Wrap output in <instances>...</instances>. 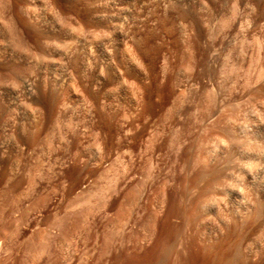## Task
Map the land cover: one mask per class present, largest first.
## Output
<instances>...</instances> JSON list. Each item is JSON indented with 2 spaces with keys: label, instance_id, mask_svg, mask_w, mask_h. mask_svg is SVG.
<instances>
[{
  "label": "rangeland",
  "instance_id": "374dc122",
  "mask_svg": "<svg viewBox=\"0 0 264 264\" xmlns=\"http://www.w3.org/2000/svg\"><path fill=\"white\" fill-rule=\"evenodd\" d=\"M91 1L0 0V264H98L99 248L85 241L110 231L111 202L135 218L148 205L156 237L173 207L183 238L215 228L221 245L243 243L248 263L264 264L253 248L264 218H230L264 188V0H101L103 21ZM67 46L74 65L63 60ZM23 75H34L35 95L24 92ZM107 249L110 264L115 248Z\"/></svg>",
  "mask_w": 264,
  "mask_h": 264
},
{
  "label": "bare ground",
  "instance_id": "6f19581e",
  "mask_svg": "<svg viewBox=\"0 0 264 264\" xmlns=\"http://www.w3.org/2000/svg\"><path fill=\"white\" fill-rule=\"evenodd\" d=\"M87 1H89V0H87ZM106 1H108V0H106ZM121 1V0H120ZM137 1V0H136ZM135 1V2H136ZM155 1V0H154ZM161 1V0H160ZM169 1V0H168ZM172 1V0H171ZM175 1V0H174ZM179 1H181V0H179ZM189 1V0H188ZM92 2V4H93V2H95V3H99L98 5L100 6V8H97V5L96 4H94V6L96 5V8H97V10L98 9H101L102 7H105L104 5L105 4H103L102 2H101V0H99V2H96V0L94 1V0H92L91 1ZM114 2V1H113ZM116 2V1H115ZM134 2V3H135ZM149 2H152V0H150ZM148 2V3H149ZM162 2V1H161ZM177 2V1H176ZM187 2V1H186ZM106 3V2H105ZM108 3L109 2H107V4L106 5H108ZM122 3V2H121ZM140 3H141V6H145V4L147 3V0H141L140 1ZM154 3H156V2H154ZM158 3V2H157ZM87 4H89V3H87ZM91 4V3H90ZM91 4V5H92ZM115 4V3H114ZM139 4V3H138ZM151 4V3H150ZM136 5V4H135ZM152 5H154V4H152ZM159 5V4H158ZM85 7H86V5H84ZM88 6H90V5H88ZM88 6H87V8H88ZM94 6H93V8H94ZM98 6V7H99ZM111 6H113L112 4H111ZM123 6V5H122ZM122 6H120V7H122ZM128 6V5H127ZM149 6V5H148ZM155 6H157V4L155 5ZM110 7V6H109ZM114 7V6H113ZM112 7V8H113ZM120 7H119V9H120ZM126 7V6H125ZM134 7H136V6H134ZM142 7V8H143ZM146 7V6H145ZM153 7V6H152ZM163 7V6H162ZM93 8H91L90 10H92ZM142 8H140L141 9V11H142ZM149 8V7H148ZM156 8V7H155ZM85 9V8H84ZM89 9V8H88ZM109 9H111V8H109ZM108 9V10H109ZM114 10H115V7L113 8ZM152 9V8H151ZM87 10V9H86ZM89 10V12H91ZM93 10H95V8L93 9ZM102 10H103V8L101 9V13L99 14L98 13V15H97V13H96V15H97V18H98V20H101V21H103L104 20V18H106L105 17V15L107 14H103V12H102ZM105 10V9H104ZM108 10H107V12H108ZM126 10V9H125ZM128 10H129V8H128ZM132 10V9H131ZM136 10H138L137 8H136ZM144 10V9H143ZM166 10V9H165ZM96 11V10H95ZM110 11V10H109ZM120 11V10H119ZM124 11V10H123ZM149 11H150V9H149ZM154 11V10H153ZM80 12V11H79ZM82 12H83V10H82ZM93 12V11H92ZM91 12V13H92ZM98 12H100L99 10H98ZM106 12V11H105ZM114 13H116L115 15H117V12H115L114 11ZM113 12L111 13V14H114ZM78 14V13H77ZM94 14H95V12H94ZM109 14H110V12H109ZM119 15H117V16H119V17H122L121 15L123 14H121L120 15V12L118 13ZM125 15L127 14L126 12L124 13ZM148 14V13H147ZM155 14H156V12H155ZM154 14V15H155ZM92 15H93V13H92ZM133 16H135L134 14H132ZM79 16H80V14H79ZM86 16V15H85ZM89 16V15H88ZM107 16V15H106ZM109 16V15H108ZM128 16V15H127ZM90 17V16H89ZM116 17V16H115ZM114 17V18H115ZM131 17V16H130ZM136 17V16H135ZM109 18V17H108ZM95 19V18H94ZM103 19V20H102ZM112 19V18H111ZM121 19H123V18H121ZM124 19H125V17H124ZM95 20H97V19H95ZM108 20V19H107ZM106 20V21H107ZM113 20V19H112ZM116 20V19H115ZM130 20V19H129ZM133 20H134V17H133ZM114 21V20H113ZM123 21V20H122ZM121 21V22H122ZM117 22V21H116ZM120 22V21H119ZM119 22H117L118 24H119ZM120 22V25L122 24ZM125 22V21H124ZM123 22V23H124ZM107 23V22H106ZM114 23V22H113ZM117 23H115V24H117ZM128 23L132 26L133 24H135L134 22H132V24L128 21ZM111 24V23H110ZM115 24H113V26L115 25ZM126 25V24H125ZM125 25H123V26H125ZM122 26V25H121ZM126 27V26H125ZM124 27V28H125ZM128 27V26H127ZM134 27V26H133ZM120 28V27H119ZM123 28V27H122ZM132 29V28H131ZM54 30V29H53ZM119 30V29H118ZM124 30V29H123ZM128 30H129V28H128ZM130 31V30H129ZM122 32V31H121ZM125 32H126V28H125ZM125 34V33H124ZM126 34H129V33H126ZM122 35H123V32H122ZM120 36V35H119ZM124 36V35H123ZM126 36H129L128 38L130 39L131 37H130V35H126ZM126 36H124V37H122V38H125ZM133 38V37H132ZM21 39H22V37H21ZM81 39V38H80ZM110 39V38H109ZM24 40V39H23ZM48 40V39H47ZM82 40V39H81ZM125 40V39H124ZM124 40H123V42H124ZM22 41V40H21ZM45 42H46V40H44ZM78 42H76V44H75V42H74V44H72L73 45V47H74V45H77V43H81V41L79 42V40H77ZM84 40H82V43H83V45H84V42H83ZM127 41V40H126ZM131 41V40H130ZM129 40L127 41V42H130ZM23 42V41H22ZM39 42V41H38ZM44 42V43H45ZM89 41H85V44L86 43H88ZM91 42V41H90ZM47 43V42H46ZM93 42H91V44H92ZM98 43V42H97ZM108 42H106V44H107ZM131 43V42H130ZM39 44V43H38ZM48 44V43H47ZM103 44V43H102ZM105 43H104V47H105V45H106ZM127 44V43H126ZM30 45V44H29ZM40 45V44H39ZM46 45V44H45ZM56 45V44H55ZM71 45V46H72ZM81 45V44H80ZM100 44H98V46H99ZM110 44H108V45H106L107 47L109 46ZM48 46H49V44H48ZM70 46V49H69V46H67L68 47V49L66 50V49H64L63 48V51L61 52V54H62V56H63V60L66 62V63H68V64H66V65H70L72 62V60L75 58L74 56H75V54H74V50L72 49V47ZM79 46V45H78ZM88 46L90 47V43L88 44ZM94 46H96V44L94 45ZM97 46V47H98ZM46 47V46H45ZM57 47H58V45H57ZM83 47V46H82ZM92 47H93V44H92ZM101 47V46H100ZM99 47V48H100ZM107 47H106V49H107ZM114 47H115V45H114ZM38 48V47H37ZM62 48V47H61ZM81 48V47H80ZM91 48V47H90ZM111 48H113V47H111ZM110 47H109V50L111 49ZM116 49H117V46L115 47ZM120 48V47H119ZM56 49V48H55ZM75 49V48H74ZM79 50V48L77 47L76 48V50ZM83 49H85V48H83ZM88 49V48H87ZM93 49H95V48H93ZM44 50H46V48L44 49ZM105 50V49H104ZM108 50V51H109ZM112 50H114V48L113 49H111V51H109V54H110V52H112ZM37 51V53H38V50H36ZM41 52H42V50H40ZM85 51H87V50H85ZM89 51V50H88ZM94 51V50H93ZM92 50H91V54H92V52H93ZM77 52V51H76ZM75 52V53H76ZM79 52H83V50L81 49V51H79ZM94 52H96V51H94ZM97 52H98V50H97ZM105 52H107V51H105ZM114 52V51H113ZM113 52H112V54H113ZM46 53V52H45ZM117 53V52H116ZM74 54V55H73ZM87 54L89 55V53H87L86 52V56H87ZM95 55H96V53H94ZM93 54V55H94ZM100 54V53H99ZM109 54H107V55H109ZM122 54V53H121ZM80 55V54H79ZM79 55H77V56H79ZM103 55H105V53H103ZM112 56V55H111ZM74 57V58H73ZM83 57V56H82ZM94 57V56H93ZM114 57H116L115 56V54H113V56H112V58H114ZM79 58V57H78ZM89 58H90V56H89ZM88 58V59H89ZM95 58V57H94ZM105 58H107L106 57V55H105ZM98 58H96V60H97ZM100 59V58H99ZM108 59V58H107ZM115 59V58H114ZM122 59H123V57H122ZM122 59H120V60H122ZM34 60V59H33ZM36 60V59H35ZM74 60H76V59H74ZM85 60V59H84ZM84 60H82V61H84ZM91 60V58L89 59V61ZM102 60H104V57L102 58ZM116 60V59H115ZM24 61H26V58H25V60ZM79 61V60H78ZM98 61V60H97ZM97 61H96V63H97ZM108 61V60H107ZM110 61H111V59H110ZM28 62H32V61H28ZM34 62L35 61H33V63H31V64H33V67L34 66H36L37 65V67H32L31 69H33L34 71H32L33 73L35 72V69L36 68H38V66L40 65V64H37L38 62H35V64L36 65H34ZM71 62V63H70ZM85 63H86V61H84ZM115 62V61H114ZM113 62V64H115ZM122 62V61H121ZM70 63V64H69ZM100 63H101V61H100ZM103 63V62H102ZM104 63H106V61H104ZM111 63V62H110ZM116 63H118L117 61H116ZM124 63V62H123ZM123 63H121V64H123ZM140 63V62H139ZM29 64V63H28ZM30 64V65H31ZM63 64V63H62ZM64 64V65H65ZM78 64V63H77ZM81 64V63H80ZM93 64V60H92V63H91V65ZM71 65H74L73 63L71 64ZM82 65V64H81ZM80 65V66H81ZM96 65V64H95ZM102 65H104V64H102ZM101 65V66H102ZM106 65H108L107 63H106ZM111 65V64H110ZM115 65H117V64H115ZM139 65V64H138ZM163 65V64H162ZM165 65V64H164ZM41 66V65H40ZM43 66V65H42ZM77 66V65H76ZM97 66H99L100 67V65H97ZM113 66V65H112ZM120 66V65H119ZM119 66H116V67H118L117 69H119L120 67ZM140 66V65H139ZM63 67V66H62ZM66 67V66H65ZM65 67H64V70H65ZM68 67V66H67ZM75 67V66H74ZM92 68L94 67L93 65L91 66ZM103 67H105V66H103ZM163 67V66H162ZM165 67V66H164ZM43 68V67H42ZM71 68V67H70ZM85 68V67H84ZM88 68H90L89 66H87V68L86 69H88ZM95 68V67H94ZM115 68V67H114ZM113 68V69H114ZM122 68V67H121ZM67 69V68H66ZM73 69V68H72ZM96 69H98V68H96ZM106 69V68H105ZM104 68H102L101 67V70H102V74L103 75H105L106 74V70H105ZM141 70H142V68H140ZM144 69V68H143ZM69 70H71V69H69ZM69 70H67V72L69 71ZM74 70V69H73ZM77 70H78V68H77ZM85 70V69H84ZM84 70H83V73H85L86 71V73H87V75L89 74L88 73V71L89 70H86L85 72H84ZM93 70V69H92ZM90 71V72H93V71ZM103 70H105V71H103ZM120 70H123V69H120ZM36 71H37V73H38V70L36 69ZM95 71V70H94ZM98 71V70H97ZM115 71V70H114ZM148 71V73H149V69L148 70H146L145 71V73ZM32 72H30L31 74H32ZM41 72V71H40ZM72 72V71H71ZM75 72V71H74ZM73 72V73H74ZM78 72V71H77ZM96 72V71H95ZM121 72V71H120ZM123 72V71H122ZM122 72H121V74H122ZM142 72V71H141ZM76 73V72H75ZM101 72L99 71V74H100ZM117 73V72H116ZM143 73V72H142ZM148 73H147V76H148ZM27 74H28V72H27ZM71 74V73H70ZM98 74V73H97ZM101 74V75H102ZM35 76H37L36 75V73L34 74ZM33 75V76H34ZM73 75V74H72ZM71 75V76H72ZM78 75H80L79 73H78ZM86 75V74H85ZM86 75V76H87ZM33 76H31V75H25V77H24V75L22 76L23 77V79H22V85L21 86H23V88H24V92H25V90H27V91H29V92H31V90L35 87H32V85H33ZM82 76V75H81ZM85 76V79H87L88 80V78H89V76H87L86 77ZM38 77V76H37ZM84 77V76H83ZM90 77H92V75L90 76ZM94 77V76H93ZM105 77V76H104ZM78 78V77H77ZM101 78V77H100ZM100 78H99V80H100ZM36 79V78H35ZM38 79V78H37ZM84 79V78H83ZM94 79V78H93ZM96 79H98V78H96ZM95 79V80H96ZM78 80H79V78H78ZM92 80V79H91ZM101 80H103V79H101ZM99 81V82H101L102 83V81ZM81 81V80H80ZM83 81V80H82ZM35 82L37 83V81L35 80ZM86 82H90L89 80L88 81H86ZM96 82H97V80H96ZM94 83V82H93ZM92 83V84H93ZM104 83V82H103ZM95 84H97V83H95ZM84 85V84H83ZM88 85V84H87ZM100 84H98V86H99ZM86 86V85H85ZM22 88V89H23ZM32 88V89H31ZM88 88V87H87ZM33 91L34 90H32V92L31 93H33ZM28 93V92H27ZM26 93V94H27ZM30 93V94H31ZM34 94V93H33ZM33 94H31V95H33ZM35 95V94H34ZM30 96V95H29ZM96 99V98H95ZM98 99V98H97ZM96 101V100H95ZM137 101V100H136ZM94 102V101H93ZM99 102V101H98ZM95 103V102H94ZM101 103V102H100ZM99 103V104H100ZM97 105V104H96ZM95 104L93 105V107L91 106V108H94V106L95 107H97ZM42 106V105H41ZM90 106V105H89ZM136 106V105H135ZM39 106H37V108H38ZM105 107V104L103 105V107L102 106H100L99 105V110H102V108H104ZM42 110H43V112L45 113L46 111H44V106L43 107H40ZM39 108V109H40ZM56 108V107H55ZM85 108H88V107H86L85 106ZM90 108V107H89ZM35 109V108H34ZM94 109H97V108H94ZM42 110H40V111H42ZM46 110V109H45ZM50 110V109H49ZM52 110V109H51ZM51 110H50V112H51ZM98 110V111H99ZM103 110H105V109H103ZM102 110V111H103ZM35 112H37V111H39V110H34ZM33 111V112H34ZM39 111V112H40ZM85 111H87L86 109H85ZM92 110L90 109V111L89 112H91ZM101 111V112H102ZM33 112H30V113H33ZM34 112V114H36ZM39 112H37V113H39ZM93 112V111H92ZM105 114V111L104 112H102V114ZM107 113V112H106ZM46 114V113H45ZM90 114V113H89ZM92 114V113H91ZM97 114V113H96ZM101 114V115H102ZM41 115H43V114H41ZM54 115V114H53ZM50 116V115H49ZM89 116V115H88ZM93 116H96L95 114L93 115ZM106 116H108V115H106ZM106 116H104L105 118H107ZM31 117H34V116H31ZM39 117V116H38ZM45 117H46V115H45ZM45 117H44V120H45ZM52 117V116H51ZM15 118V117H14ZM14 118H12V119H14ZM35 118H37V115L35 116ZM89 118V117H88ZM93 118V117H92ZM92 118H90L89 120H91ZM95 118V117H94ZM94 118H93V120H91V121H94ZM103 118V117H102ZM31 119V118H30ZM39 120H40V118H38ZM104 119V118H103ZM102 119V120H103ZM43 120V118L41 119V121ZM96 120H97V116H96ZM100 119H98V122H100L99 121ZM14 121V120H13ZM12 121V122H13ZM37 121V120H36ZM104 121V120H103ZM28 122V121H27ZM26 122V123H27ZM34 122H35V119H34ZM40 122V121H39ZM49 122V121H48ZM57 122V121H56ZM102 122V121H101ZM7 123H9V122H7ZM6 123V124H7ZM11 123V122H10ZM16 123V122H15ZM15 123H14V125H15ZM31 123H32V120H31ZM36 123H38V122H36ZM45 123V122H44ZM90 123H92V122H90ZM29 124V123H28ZM33 124V123H32ZM39 124V123H38ZM43 124V123H42ZM8 125V124H7ZM6 125V126H7ZM11 125H12V123H11ZM24 125H25V123H24ZM31 125V124H30ZM30 125H26L25 127H29ZM35 125V124H34ZM9 126V125H8ZM32 126V125H31ZM41 126H43V125H41ZM12 127H13V125H12ZM37 127L38 126H35L34 128H36V129H34V131H32V132H34L33 133V135L34 134H36L35 132H38V130H37ZM39 127H40V125H39ZM46 127V126H45ZM9 128V127H8ZM23 128V127H22ZM30 128H32V127H30ZM43 128V127H42ZM89 128V127H88ZM11 129V128H10ZM24 130H25V128H23ZM39 129V128H38ZM8 130V129H7ZM26 130H27V128H26ZM36 130V131H35ZM23 131V130H22ZM40 132H42L41 130H39ZM25 132V131H24ZM7 133V132H6ZM5 133V134H6ZM11 133H12V131H11ZM50 133V132H49ZM48 133V134H49ZM4 134V135H5ZM9 135H12V134H10V133H8ZM38 135V134H37ZM41 134L39 133V136H40ZM7 137H8V135H6ZM34 137H35V135H34ZM37 138H38V136H36ZM39 139V138H38ZM110 153V152H109ZM110 156V155H109ZM261 171V170H260ZM259 171V172H260ZM258 172V173H259ZM257 174V173H256ZM259 175V174H258ZM257 175V176H258ZM260 175H261V173H260ZM259 175V176H260ZM264 176V175H263ZM260 178H262V176L260 177ZM260 178H258L259 180H260ZM256 179V178H255ZM263 180V178L261 179V181ZM255 182V181H254ZM254 182H253V184H254ZM259 182V181H258ZM257 182V183H258ZM262 183V182H261ZM260 183V184H261ZM262 185V184H261ZM263 188V187H262ZM262 188H261V186L259 185V184H257L256 186H255V197L256 198H254L253 199V197H249V198H247L243 203H241L239 206H237L234 210H232L233 211V213H231L233 216H230V218H232V217H239L238 219H240V216L241 217H246V214H247V217H248V215H250L249 216V218L251 217L252 218V220H254V222H259V220H261V219H263L264 218V203H263V201L261 200V198L263 197V193H262ZM264 189V188H263ZM121 195V194H120ZM119 195V196H120ZM119 196H116L115 197V199L117 198V197H119ZM264 198V197H263ZM262 198V199H263ZM129 199V198H128ZM118 200H120V197L118 198ZM119 202V201H118ZM117 202V203H118ZM121 202V201H120ZM123 202H124V200H123ZM113 202H111V204H112ZM133 203V202H132ZM137 203V202H136ZM110 204V206L108 207V209H107V211H106V216L104 217L105 219H107V215H108V217H110L109 216V214L111 213V212H114V215H115V217H113L112 218V220L110 221V231L109 232H105L102 236H99L100 235V232H99V228H101V226L98 228L97 227V225H98V222L96 223L95 222V224H94V226H93V228H92V231H93V229H94V227L95 228H98L97 229V231L99 232V235H98V233L96 232V234H95V236H93L94 234H92V233H90V234H88L87 236H89L90 235V238L87 240V241H85V245H86V248L87 249H92L93 251L94 250H96L97 248H99V252H98V255L96 256V258H95V260H96V262L98 263V264H105V261H106V259H107V254H108V247L109 246H113L115 249V251H114V253H112V255H111V257H110V264H238L237 262H239V264H249L248 263V261L245 259V258H247L246 256H245V253H243L244 252V244L242 243V247H243V249L241 248V246L240 245H238L237 246V248L235 249V250H230L228 247H225V246H223V245H221V243L219 242L220 240V237H219V239L217 240V235H219L220 233H218V229L216 230L215 228L213 229V228H210V229H206V230H204V231H202V233L200 234V235H198L197 233H192L190 236H188V238L187 239H185V238H183L184 236L183 235H181V231H182V226L180 225V224H176V223H174L173 221H172V217L175 215V213L177 212V211H175L174 212V209H173V207H170V209L168 210V212H167V214H166V217H165V219H164V226H165V228H167V232L166 233H164V232H162V230H161V233L159 234V235H157V237L156 236H154L155 234H154V232L150 229V227L152 226L151 224L153 223V222H156L157 220V214L152 210V209H150L149 208V206L148 205H143V211H144V213H145V215H143L142 216V214H141V211L139 212H137V215H138V213H139V215H141V217L139 218V216H137L136 218L134 217L135 216V214H133L134 216H132V215H130L131 213H129V211L127 210L128 208L127 207H125L124 205H123V203L121 204V205H119L118 207H116L115 206V204L113 203L112 205ZM130 204V203H129ZM108 206V205H107ZM106 206V207H107ZM122 206H124V208H125V210L126 211H128V213H127V216L125 215L126 213L124 212V208L122 207ZM134 206V209L136 210L137 208H138V206L139 205H136V208H135V205H133ZM142 205H140V207H141ZM105 207V208H106ZM139 209V208H138ZM130 210V209H129ZM133 211V212H135L136 213V211ZM140 210V209H139ZM130 211H132V210H130ZM103 213V212H102ZM178 213V212H177ZM104 214V213H103ZM128 214H129V216H128ZM230 214V215H231ZM242 215H244V216H242ZM184 217L183 218H185L186 219V221H187V223L188 222H190L191 220H193V219H188L189 218V216L187 215V213H186V215H183ZM181 217V216H180ZM261 217H263V218H261ZM228 218H229V216H228ZM229 218V219H230ZM236 218L235 219H231L229 222L230 223H233L234 222V220H235V222H236ZM248 218V222H247V220L244 218V220L241 218V220H243V221H245V222H247L248 223V225H250V221L249 220H251V219H249ZM104 219V220H105ZM126 220L125 222H124V226H121V228H122V230H120V229H118L119 227H120V223L123 221V220ZM181 219H182V217H181ZM228 219V220H229ZM150 220H152V221H150ZM252 220H251V224H252ZM185 221V220H184ZM195 221V220H194ZM231 221H233V222H231ZM238 221V220H237ZM243 221H242V224H243ZM151 222V226H149L148 224ZM234 222V223H235ZM245 222H244V224L243 225H241L240 224V222H239V224L241 225V226H245ZM264 222V221H263ZM263 222L261 223L260 222V224H263ZM131 223H133L132 225L134 226L135 225V227H131V228H128L129 227V225L131 224ZM187 223H186V225H187ZM227 223V219H226V222H225V224ZM233 223V224H234ZM236 223H238V222H236ZM247 223H246V227H248V225H247ZM103 224V223H102ZM105 224H106V222H105ZM156 224V223H155ZM232 224V225H233ZM163 225V224H162ZM227 226L229 225V224H226ZM237 226H240V225H238V224H236ZM257 224H255V226H256ZM264 225V224H263ZM105 226V225H104ZM188 226H190V224L188 225ZM229 226H231V225H229ZM228 226V227H229ZM254 226V227H255ZM258 226V225H257ZM104 228L105 227H103V231H104ZM241 228H245V227H241ZM252 228H253V226H252ZM251 228V229H252ZM261 228V227H260ZM263 229H264V227H262ZM128 229V230H127ZM140 229V230H139ZM142 229V230H141ZM186 229H187V226H186ZM228 229V228H227ZM235 229H237V227L235 228ZM251 229H250V231H251ZM96 230V229H95ZM224 230V229H223ZM245 230V229H244ZM258 229H256V231H257ZM221 231H222V229H221ZM231 231V229H229V232ZM253 231H254V228H253ZM263 231V230H262ZM152 232H153V236H154V240L155 241H153L152 239V241L154 242L153 243V245L151 246V247H149V248H147V245H145L146 246V248H144V244H146V241L148 242V239H150V237H151V235H152ZM182 232H184V230L182 231ZM192 232H194V231H192ZM220 232V231H219ZM234 232V231H233ZM255 232V231H254ZM260 232H261V229H260ZM260 232H259V230H258V233L260 234ZM218 233V234H217ZM262 233V232H261ZM264 233V232H263ZM261 234V236L258 234V237L256 238V241H255V244L253 245V242L251 243V245H253V248H254V246L257 248V251L258 250H260V251H262L261 252V254L264 252V234ZM184 235H185V233H184ZM187 235V234H186ZM185 235V236H186ZM230 234H228V236H229ZM254 235V234H253ZM260 236V237H259ZM256 237V235H254V237H253V241H254V238ZM241 238V237H240ZM244 238H246V237H244ZM86 239V238H85ZM222 239V238H221ZM226 239V238H225ZM239 239V238H238ZM243 239V238H242ZM242 239H241V241H242ZM222 240H224V238L222 239ZM240 240V239H239ZM248 240V239H247ZM150 241V240H149ZM241 241L239 242L238 241V243L240 244L241 243ZM245 241H246V239H245ZM249 241H251V240H249ZM248 241V242H249ZM116 242H118V243H120V245L119 246H115V243ZM145 242V243H144ZM225 242V241H224ZM228 242V240L224 243V244H226ZM244 242V241H243ZM237 243V242H236ZM245 243V242H244ZM223 244V243H222ZM246 244H248V243H246ZM250 247V246H249ZM248 248V247H247ZM251 248H252V246H251ZM250 248V249H251ZM243 250V251H242ZM253 250V249H252ZM254 251V250H253ZM259 252V251H258ZM257 252V253H258ZM258 264H263V260H262V262H259Z\"/></svg>",
  "mask_w": 264,
  "mask_h": 264
}]
</instances>
